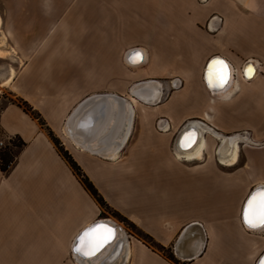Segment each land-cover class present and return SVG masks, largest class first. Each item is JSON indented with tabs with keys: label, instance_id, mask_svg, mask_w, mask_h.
Masks as SVG:
<instances>
[{
	"label": "crops",
	"instance_id": "obj_1",
	"mask_svg": "<svg viewBox=\"0 0 264 264\" xmlns=\"http://www.w3.org/2000/svg\"><path fill=\"white\" fill-rule=\"evenodd\" d=\"M2 14L0 50L11 52L0 60L14 65L3 87L41 114L111 208L181 262L258 264L264 228H249L243 214L264 190V0H3ZM133 51L139 64L128 62ZM215 57L238 69L221 92L203 77ZM104 100L116 106L113 124L91 138ZM122 109L130 115L118 131ZM196 122L212 131L200 155H178V133ZM247 129L244 146H253L242 165L240 148L231 164L217 159L220 137ZM0 130L25 142L10 172L0 171V264H79V234L111 219L36 120L8 102ZM125 236L116 264H172Z\"/></svg>",
	"mask_w": 264,
	"mask_h": 264
},
{
	"label": "bare ground",
	"instance_id": "obj_2",
	"mask_svg": "<svg viewBox=\"0 0 264 264\" xmlns=\"http://www.w3.org/2000/svg\"><path fill=\"white\" fill-rule=\"evenodd\" d=\"M1 25H2V19L0 17V34H2ZM5 38H4V36H2V39L0 41V46H3ZM10 52L11 51L0 50V56H2V55L8 56L10 54ZM213 59L214 60H211V62H209V64H207L208 63L207 62L205 67H204V73H203L204 82L211 91L221 92L222 90L228 88V86L230 85V83L232 81V77H233V71H232L231 67L229 66V64L225 60H223L221 58H217V57H215ZM141 60H142L141 52L140 51H133V54L129 56L128 62L130 64H139L141 62ZM213 61H223L224 64L227 66L226 70H225L226 75H227V80L222 86L217 85V74L220 71V65L213 64ZM249 67H251V72H248ZM243 74H241V75L244 78L249 79V78L253 77L255 74L254 66H252L251 64H248V65L246 64V66L243 68ZM13 75H14V71L10 70L9 77L4 81L3 85H7L9 83V81L12 80L11 78L13 77ZM210 79L213 81L214 86H210V84H209ZM104 102L106 103L105 100H104ZM106 106H107V109H106L107 111H105L106 112L105 118L102 121L101 127H100V124L97 125L98 120L97 121L94 120L92 125H91V132L94 133L93 131H96V135H97L95 137V133H94L91 136V138L95 137V139H96L98 136H100L104 132V130H106V128H108L109 126H111L113 124V121L115 118V114L113 115V112L116 111V106H113V105L109 106L107 103H106ZM94 110L95 109H93L91 112V118H95V111ZM100 117L101 116H99L98 119ZM103 117H104V115H102V118ZM125 121H126V116L124 114V110L122 109L121 121L117 127L118 131L122 130ZM211 132L212 131L209 127L203 125L200 122L192 123L191 125H187L184 128H182V130H180V132L178 133V137L176 136L177 137L176 149H177L178 155L186 156L188 158L200 155V150L202 149V147L204 145V136H205V134L210 135ZM95 139L92 141L93 145L97 144L96 143L97 141ZM243 140H245V137H240L238 134H234L232 136H224V135L221 136L220 140H219L220 143L217 147L218 149L216 152L218 158L221 161H223L224 163H228V164L235 162L237 159V155H238V149H239L238 145ZM115 142H117L119 144V140H117V138L114 142L111 141V144H114ZM261 191H264V190L261 189L260 191L255 192L252 195V197L256 196L257 200H259V193ZM100 221H101V223L95 224L96 223L95 222L91 226L87 227L85 229V231L92 229V228H96L97 226H103L104 228L112 230V237L108 241V243H106L98 252L95 253V255H93L91 257H86V256L81 255V254L74 251V254L77 256V258L79 260V264H99L97 262L102 257H104L109 252L110 249H111L110 254L100 264H116L119 259H122L126 237H124L122 235L121 227L113 221L108 220V222H106V223L104 222V220H100ZM85 231H83V234ZM80 234H79V237H81L83 235V234H81V236H80ZM101 235H102V233H101ZM79 237L76 240V244H75L74 248L80 243ZM195 237L196 236H193V238H195ZM192 240L193 239H191V241ZM195 242H196V240H195ZM115 246H117V247L114 248ZM112 249H113V251H112ZM124 257L125 256H123V258Z\"/></svg>",
	"mask_w": 264,
	"mask_h": 264
},
{
	"label": "trees",
	"instance_id": "obj_3",
	"mask_svg": "<svg viewBox=\"0 0 264 264\" xmlns=\"http://www.w3.org/2000/svg\"><path fill=\"white\" fill-rule=\"evenodd\" d=\"M10 103L15 104L19 107L25 114L29 115L32 119L36 120L39 124L40 128L43 129L50 140L52 141L58 155L65 161L72 174L75 176L77 181L83 187V189L88 193V195L98 204L101 209V215H104V211H107L111 216L128 224L129 226L135 228L138 233H140L144 238H146L151 245H147L153 251H156L162 256L171 262L172 264H188L186 262H180L177 260L171 250L169 248H165L157 243L150 235L144 233L141 229H139L135 224H133L129 219L120 214L118 211L111 208L107 202L104 200L102 195L87 177V175L83 172L81 167L76 163V161L71 157L69 152L64 148L59 138L54 134V132L50 129V127L46 124L45 120L41 116V114L32 108V106L22 98L18 97L17 102L11 101ZM25 146V142L18 136L12 137L9 139L8 144L1 148L0 147V171L4 174H8L15 163L17 153Z\"/></svg>",
	"mask_w": 264,
	"mask_h": 264
},
{
	"label": "snow or ice",
	"instance_id": "obj_4",
	"mask_svg": "<svg viewBox=\"0 0 264 264\" xmlns=\"http://www.w3.org/2000/svg\"><path fill=\"white\" fill-rule=\"evenodd\" d=\"M213 64L220 65V71L217 74V85L222 86L227 80L225 71L227 66L223 61H213ZM248 72H251V67H249ZM209 84L214 86L211 79ZM243 221L249 228H264V191L259 193V200L256 196L249 200L248 208L245 209L243 214ZM111 237L112 230L103 226L89 229L79 238L80 243L74 248V251L86 257H91L108 243Z\"/></svg>",
	"mask_w": 264,
	"mask_h": 264
},
{
	"label": "rangeland",
	"instance_id": "obj_5",
	"mask_svg": "<svg viewBox=\"0 0 264 264\" xmlns=\"http://www.w3.org/2000/svg\"><path fill=\"white\" fill-rule=\"evenodd\" d=\"M2 9H3V0H0V17L1 18H5V15L2 14ZM4 45H6V42L4 41L3 43ZM12 60H10L9 58L7 59H2L0 60V109L8 102H17L18 100V97L15 96L10 90H8V88H5L3 87V83H4V79H5V70L7 68H10L11 66L14 67V65L12 64L11 62ZM10 70H13V69H10ZM14 71V70H13ZM130 111L127 112V114H125L126 118H128V116L130 115L129 114ZM258 127H263L262 126H258ZM247 134H246V133ZM250 133H251V136H250ZM234 134H238L240 137H245V140H243L241 143H239V148H240V157H239V161L238 163L236 164V166H241L242 163H243V147H246V146H253V145H245L244 144H247V143H250V139H249V136L252 138V130L250 129H247V131H237V132H233V133H229V134H225L224 136H232ZM206 135H209V134H206ZM249 135V136H248ZM260 139L259 140V144H264V137H259ZM11 139V138H10ZM220 140V139H219ZM8 141L9 139H7L3 132L0 130V142L2 144H0V147L3 148L5 147L7 144H8ZM220 143V141L218 142V144ZM110 148V147H109ZM261 154V153H260ZM253 155H254V158L257 159L259 157V151H254L253 152ZM217 159H218V156H217ZM89 163V172L90 174H92L93 176L97 177L98 179L101 178V180H103L105 177H103V173L100 169L94 167L93 165H91V162L88 161ZM226 181V179H225ZM104 212V215L111 219V221L117 223L121 229H122V235L124 237H126L125 235L127 234L128 236H132V237H135L137 238L138 240H141L144 244H147V245H151V243L146 239L144 238L140 233H138V231L129 226L128 224H125L123 222H120L119 220H117L116 218H114L113 216H111L107 211L103 210ZM145 233V232H144ZM181 262V261H180Z\"/></svg>",
	"mask_w": 264,
	"mask_h": 264
},
{
	"label": "built area",
	"instance_id": "obj_6",
	"mask_svg": "<svg viewBox=\"0 0 264 264\" xmlns=\"http://www.w3.org/2000/svg\"><path fill=\"white\" fill-rule=\"evenodd\" d=\"M210 60H211V59H210ZM210 60H209V61H210ZM209 61H208V62H209ZM207 64H208V63H207ZM239 70H240V69H239ZM237 71H238V69H234V70H233V73H234V74H237ZM241 77H242V76H241ZM0 144H2V143L0 142ZM103 220H104L105 223L108 222L106 219H103ZM98 221H100V220H98ZM263 261H264V254L260 257V259H259V261H258V264H263V263H264Z\"/></svg>",
	"mask_w": 264,
	"mask_h": 264
},
{
	"label": "water",
	"instance_id": "obj_7",
	"mask_svg": "<svg viewBox=\"0 0 264 264\" xmlns=\"http://www.w3.org/2000/svg\"><path fill=\"white\" fill-rule=\"evenodd\" d=\"M211 60H214L213 58L211 59ZM211 60L209 61V62H211ZM209 62H208V64H209ZM99 224V223H101V221H96V223L95 224ZM85 231V230H84ZM81 234H83V231L81 232ZM81 234H80V236H81ZM80 238V237H79Z\"/></svg>",
	"mask_w": 264,
	"mask_h": 264
}]
</instances>
